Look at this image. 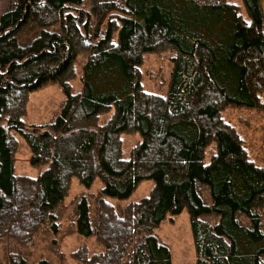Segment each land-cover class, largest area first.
Wrapping results in <instances>:
<instances>
[{"label":"trees","instance_id":"16d2710c","mask_svg":"<svg viewBox=\"0 0 264 264\" xmlns=\"http://www.w3.org/2000/svg\"><path fill=\"white\" fill-rule=\"evenodd\" d=\"M84 2L16 0L0 19V247L9 244L11 264H28L24 251L39 233L59 234L73 178L103 183L74 202V233L97 246L75 254L83 264H172L156 231L184 211L196 264H264V168L221 118L229 106H261V0H91L95 31L90 17L83 31L77 24ZM162 52L173 54L164 97L146 92L141 78L145 56ZM50 82L65 100L49 122L26 127L30 93ZM12 131L33 164L49 165L39 177L15 174ZM137 134L125 155L122 136ZM150 180L138 202L106 199H128Z\"/></svg>","mask_w":264,"mask_h":264},{"label":"rangeland","instance_id":"374dc122","mask_svg":"<svg viewBox=\"0 0 264 264\" xmlns=\"http://www.w3.org/2000/svg\"><path fill=\"white\" fill-rule=\"evenodd\" d=\"M241 7V0H229ZM16 0H0V19ZM264 9V0H261ZM77 21L83 31L86 23L91 18L90 31L96 30L97 18L91 13V0H85L80 8ZM88 11L91 13L89 16ZM244 12V10H243ZM245 13V12H244ZM90 17V18H89ZM102 25V29L105 27ZM93 33V32H92ZM88 37V36H87ZM93 43L91 37L86 38V44ZM173 54L162 52L148 54L145 56L144 65L141 67V78L143 88L148 93L164 97L166 95L170 75L172 71ZM82 56L75 65L76 76L71 81L72 87L77 90L81 88V76L83 67ZM65 94L56 82H50L42 88L33 91L28 97L26 115L22 121L28 128L39 126L49 122L59 111ZM221 118L228 123L243 141V146L251 162L264 168V92L261 95L260 108L232 107L229 106L221 113ZM18 143L15 155V174L19 177L37 178L49 168L48 164H33L31 151L23 136L17 131H12ZM123 152L129 154L136 144L141 140L137 135L122 136ZM216 153V147L211 144L205 152V163L208 164ZM154 186L153 181H144L134 193L125 200L107 197L106 199L116 207H125L131 202H138L149 196ZM103 189V183L96 179L91 187H86L73 178L70 190L61 206L63 218L61 220L60 232L57 235L39 233L32 247L24 251L28 264L45 258L50 264H83L75 255L81 248L87 247L91 251L97 249L92 237H84L74 233L71 224L74 202L82 194H99ZM158 238L166 243L172 253V264H196V255L193 244L190 218L186 211L177 216L168 215L159 229L156 231ZM9 244L0 247V264H11L9 261Z\"/></svg>","mask_w":264,"mask_h":264},{"label":"water","instance_id":"95a60500","mask_svg":"<svg viewBox=\"0 0 264 264\" xmlns=\"http://www.w3.org/2000/svg\"><path fill=\"white\" fill-rule=\"evenodd\" d=\"M263 10H264V9H263ZM11 127H12V126L9 125V126H8V129H10ZM17 129H18V130H22V129H24V128H22V127H18Z\"/></svg>","mask_w":264,"mask_h":264}]
</instances>
